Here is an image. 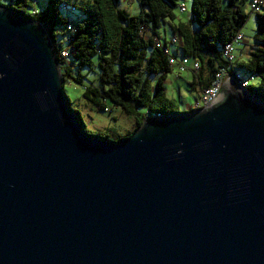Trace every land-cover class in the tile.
Returning a JSON list of instances; mask_svg holds the SVG:
<instances>
[{
  "label": "water",
  "instance_id": "1",
  "mask_svg": "<svg viewBox=\"0 0 264 264\" xmlns=\"http://www.w3.org/2000/svg\"><path fill=\"white\" fill-rule=\"evenodd\" d=\"M0 77V264H264V102L233 79L90 137L41 25L1 6Z\"/></svg>",
  "mask_w": 264,
  "mask_h": 264
},
{
  "label": "trees",
  "instance_id": "2",
  "mask_svg": "<svg viewBox=\"0 0 264 264\" xmlns=\"http://www.w3.org/2000/svg\"><path fill=\"white\" fill-rule=\"evenodd\" d=\"M180 1L138 0L141 11L137 16L120 9L119 0H47L45 8L33 15L27 12L29 0H10L9 8L22 19L41 25L55 55L59 57L66 49L68 58L75 61L71 66L68 58L57 59L65 99L69 102L63 87L72 82L83 88L82 97L99 112L107 109L106 102L119 107L135 120L127 138L144 118L184 113L166 96L167 74L176 67L169 64V58L177 60L179 54L197 64V70L191 65L186 69L192 76L189 85L198 92L197 100L217 72L229 67L222 50L241 33L250 16V0H227L223 8L220 0H192L187 23H175ZM69 15H75V20H69ZM252 15L254 50L245 63L230 66V72L232 78L239 76L241 81L256 82L257 86L249 84L244 90L264 102V2ZM163 23L170 25L172 35L179 39L177 44H170L159 35ZM68 25L72 30H68ZM66 37L68 45L64 42ZM155 38H160L164 47H157ZM169 45L175 46L173 54L166 50ZM94 69L101 83L99 89L84 86L87 73L82 71ZM190 111L193 110L185 112ZM72 112L80 120L78 113ZM80 124L85 135L109 140L105 134L87 133L81 120Z\"/></svg>",
  "mask_w": 264,
  "mask_h": 264
},
{
  "label": "rangeland",
  "instance_id": "3",
  "mask_svg": "<svg viewBox=\"0 0 264 264\" xmlns=\"http://www.w3.org/2000/svg\"><path fill=\"white\" fill-rule=\"evenodd\" d=\"M220 1L221 8H223L226 5L227 0ZM29 3L30 8L27 9V12L28 14L33 15L40 13L45 8L47 0H29ZM191 5L192 0H181L180 6H183L186 12L180 13L179 10H176L175 12L177 19L185 24L187 23V18L190 17ZM0 6L9 8L10 0H4V3L0 4ZM118 7L130 16H137L141 11L140 6L138 5V0L132 2L128 0H119ZM68 17L69 20H75L76 16L69 15ZM241 31L246 41H252L255 32L254 15L248 17ZM167 34H170V32H167ZM174 49L175 46H167V51L170 54L174 53ZM177 60L183 61L184 59L178 54ZM67 62L71 66L75 65V61L71 58H68ZM82 73H87L84 86L90 85L97 89L101 87L96 69L93 71L83 70ZM191 81L192 76L189 71L178 73L176 67H172L170 73L167 74L165 83L166 96L177 103L180 112L189 111L190 109L193 110L195 99L198 97V92L192 89L189 85ZM249 84L250 86H257V83L254 81H249ZM63 90L69 99L71 108L78 113L87 133L92 135H97L98 133L105 134L109 140L116 142L121 138H125V136L133 130L135 123L134 117L126 114L119 107L106 102L107 109L104 112H99L82 97L83 88L76 86L71 82L65 84ZM140 112L142 111L140 110Z\"/></svg>",
  "mask_w": 264,
  "mask_h": 264
},
{
  "label": "built area",
  "instance_id": "4",
  "mask_svg": "<svg viewBox=\"0 0 264 264\" xmlns=\"http://www.w3.org/2000/svg\"><path fill=\"white\" fill-rule=\"evenodd\" d=\"M128 1L132 2L134 0H128ZM263 2H264V0H250V2L248 4L249 14L250 15L254 14L256 7H261ZM179 12L180 13L186 12L183 6H180ZM68 30L69 31L72 30L71 25H68ZM166 41H168L170 44L175 45L178 43L179 39L174 34V35H171ZM242 41H243V36L241 33H238L236 41L234 43H231L229 49H223L222 50L223 58L228 63L229 67L220 69L217 72V74L214 76V79L212 80V83L210 84V86L207 89H205V94H206V106H205V108L211 106L212 104H214L219 99L220 89L231 78L230 58L232 56H234V50H235L236 46L241 44ZM64 42L68 45V37H66L64 39ZM154 43L157 47L163 46V43H162L160 38H155ZM59 54H60V56H59L60 58H63V59L68 58L67 53H66V49H63ZM56 57H57V59H59V57L57 55H56ZM169 64L171 66H176L177 71L179 73L186 71V69L188 68L187 63H183L182 61H178V60H175L173 58H169ZM197 68L198 67H197V64L195 62L191 64V69L197 70ZM231 79L234 80V78H231ZM237 85L242 89V86H240V84H237Z\"/></svg>",
  "mask_w": 264,
  "mask_h": 264
},
{
  "label": "crops",
  "instance_id": "5",
  "mask_svg": "<svg viewBox=\"0 0 264 264\" xmlns=\"http://www.w3.org/2000/svg\"><path fill=\"white\" fill-rule=\"evenodd\" d=\"M189 20V17L187 18V21ZM176 22H181L183 23L181 20H176ZM244 27V26H243ZM167 32H170V34H167ZM241 34H242V31H241ZM159 35L163 38H165V40H167L171 35V31H170V25H168L167 23H163L162 26H161V29L159 30ZM243 36V34H242ZM167 50V48H166ZM254 50V45H253V42L252 41H246L244 36H243V41L241 44H239L238 46H236L235 50H234V56H233V64L232 65H235L236 63L239 64V63H245L247 61V59L249 58L250 56V53ZM182 62H185L187 63L188 65H191L192 61L190 60H183ZM237 77V76H236Z\"/></svg>",
  "mask_w": 264,
  "mask_h": 264
},
{
  "label": "bare ground",
  "instance_id": "6",
  "mask_svg": "<svg viewBox=\"0 0 264 264\" xmlns=\"http://www.w3.org/2000/svg\"><path fill=\"white\" fill-rule=\"evenodd\" d=\"M64 9V8H63ZM66 10V9H65ZM237 37L230 43H227L224 47V49H229L231 43H234L236 41ZM233 64V56L230 58V66H232ZM232 78V77H231ZM234 81L237 83V84H240V86H242V89H244L246 86H249V81H241L240 80V77L237 76L236 78H234ZM251 81V80H250ZM206 106V94H205V91L200 95V97L195 100L194 102V107H193V110H200L202 108H205Z\"/></svg>",
  "mask_w": 264,
  "mask_h": 264
},
{
  "label": "snow or ice",
  "instance_id": "7",
  "mask_svg": "<svg viewBox=\"0 0 264 264\" xmlns=\"http://www.w3.org/2000/svg\"><path fill=\"white\" fill-rule=\"evenodd\" d=\"M4 3V0H0V4H3Z\"/></svg>",
  "mask_w": 264,
  "mask_h": 264
},
{
  "label": "clouds",
  "instance_id": "8",
  "mask_svg": "<svg viewBox=\"0 0 264 264\" xmlns=\"http://www.w3.org/2000/svg\"><path fill=\"white\" fill-rule=\"evenodd\" d=\"M0 78H2V77H0ZM177 154H179V153H177Z\"/></svg>",
  "mask_w": 264,
  "mask_h": 264
}]
</instances>
